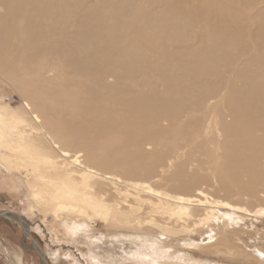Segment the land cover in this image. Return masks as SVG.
<instances>
[{
	"label": "bare ground",
	"instance_id": "obj_1",
	"mask_svg": "<svg viewBox=\"0 0 264 264\" xmlns=\"http://www.w3.org/2000/svg\"><path fill=\"white\" fill-rule=\"evenodd\" d=\"M98 1L0 0V81L22 101L12 109L0 99V170L22 187L26 212L52 215L88 248L90 264H205L192 258L204 241L171 234L219 220L206 202L159 196L118 178L115 168L150 178L153 166L208 144L212 162L219 150L224 160L219 190L246 197L264 215V0ZM67 113L75 134L64 140L57 121ZM116 145L127 154L108 159ZM200 180L208 179H189ZM120 187L153 193L165 201L160 210L176 205L166 219L173 228L152 233L154 217L123 210ZM10 215L28 235L26 219ZM96 220L104 232L96 233ZM165 234L170 243L159 238ZM222 242L209 245L232 249ZM258 261L264 264V254Z\"/></svg>",
	"mask_w": 264,
	"mask_h": 264
},
{
	"label": "rangeland",
	"instance_id": "obj_2",
	"mask_svg": "<svg viewBox=\"0 0 264 264\" xmlns=\"http://www.w3.org/2000/svg\"><path fill=\"white\" fill-rule=\"evenodd\" d=\"M100 2L98 0H88V4L93 7L100 5ZM126 2H128V0H126ZM261 7H264V5H261ZM238 9L241 10L240 8ZM155 10L159 11L160 9L156 8ZM195 32L199 33L200 29H195ZM1 82L2 81H0V99H2V101L12 109L20 108L22 101L21 98H19V94H17V92L7 83ZM60 118L61 119L57 121V130L59 131V135L61 136V138L63 137L64 140H68L69 138H71L70 134H75L73 133V131L75 130L74 125L72 124V127L71 125H69L71 124L70 121H68L70 118L69 113L62 114ZM118 146L119 145H116L110 148L107 154L108 159L117 155L123 156V154L125 157V155L127 154H125V149L122 148V146ZM113 149L117 153L114 152L113 154ZM144 150L143 151L146 154L148 152H152V148H149L148 146H145ZM183 150H185L186 152L180 151L178 155H176L179 158L176 159L177 161L175 160L176 162L170 164L167 161L168 163L164 162L161 165L153 166L152 173L154 174L149 175L148 177L150 178H147L145 176L144 178L141 174L138 176L136 175L138 177L137 178L135 175L132 176L121 172L120 168H115L116 170L118 169V172L114 169L113 171L111 170L110 174L114 175L113 173L117 172L115 176H117V174L119 173L117 177L124 181H131L135 183L137 182L139 184L142 182L146 186L150 187L151 190H155V194L159 195L160 193H162L159 196L166 194L169 196L171 195L173 198H189L191 200H202V202H206H204L206 204L205 206L209 207L211 211L217 214L216 216H219V220H214L212 223L206 225L196 223L187 229L186 234H181L179 236L171 234L172 238H178L181 241L187 240L189 237L191 239H194L196 237L195 239H199L201 243L204 241V243H200L201 248L197 251H194V255L192 257L194 260L201 261V258L205 257V264H258V260L262 259L264 254L262 253V251H264V215H262V213L260 214L259 212L256 213V210L258 209L257 205H255L256 203L253 204L252 201L248 200L246 197L239 198L234 195L226 196L221 190H219L220 182L218 180L219 178L217 177H220L219 170L224 163V160L220 156V150L218 151L219 162L217 163V165H215L214 163L217 160V156L215 157L214 146L205 144V152H203L199 148L192 150L190 147H187V149L185 148ZM212 150L214 153L212 152ZM209 153L212 155H210ZM149 158H147L145 161L147 164H150L152 162V157L150 159ZM188 158H191L189 162H187ZM212 159L214 162H212ZM210 162L212 163V165L210 164ZM181 163H184L185 166L183 165L181 167ZM198 163L202 165H204L203 163H205L207 165H204V167L201 166L203 167L201 168L199 167ZM214 167L217 169V171H213L212 168ZM176 170L182 171L183 174L175 175ZM195 177H203L208 180H200L198 182L195 181V184H193L194 182L191 183L189 179L193 178L194 181ZM178 179L182 180L183 182H179ZM188 183H191V185ZM189 185L190 187H187ZM179 187H187L188 189L192 187V189L185 191L180 189ZM177 189H180L184 192L180 193V191H178ZM137 191L138 190L133 191L132 189L125 190L124 187H120L119 192L122 197H125L124 205L127 204L126 206H123V210H135L137 216H140L141 218L149 219L154 217L153 219L155 221L153 223H155L156 225L157 223L158 225L160 224L159 226L157 225L156 227L152 228V233H156V235H159L161 233L163 234L162 228H170V226L171 228H173V224L171 225L170 223H166V219L169 218L170 212L172 211L173 207L175 209L177 206H163L162 210H160L161 207H157V204L161 200L157 199L156 196H153V193H149L146 191ZM137 193L139 195L138 198L136 197ZM24 198L25 195L23 189L19 184H17L15 178L13 179L4 176L0 170V212H6L3 214V216H0V264H90V260L88 259L90 257L88 248L83 245H76V243L70 240L69 235L67 234L68 232L65 231L64 228H61L56 221H54L52 215H43L41 213H37V209H33L31 211V214H29V212H26L25 207H23ZM219 201L221 202L219 203L221 205H218ZM161 202L164 203L165 201L162 200ZM214 202L217 203L213 205L212 203ZM224 204H227L228 206ZM192 208L194 210L199 209V207L197 206H192ZM238 208L244 209V212L240 214L244 217L243 219H238L240 215L237 212H241ZM199 210H202V208ZM229 210L235 211L233 217H228L227 214L223 215L224 211L227 212ZM10 213H14L26 219V228L28 229V235H23L20 223L16 219H13L15 217H12V219L8 217L12 216L10 215ZM197 213L198 212H196V214ZM199 214L200 216H202L203 212L199 211ZM148 222L150 221L147 220L146 222L141 224V226L143 228H149L150 223ZM180 224L182 225V223ZM180 224H174L177 226L178 230L181 229ZM94 226L96 228V233H101L106 230V227L100 220H96ZM214 234H216V236H214ZM165 235L166 236H161L159 238H162L164 241H166V243H170L171 237H168L170 235ZM210 238H212V240H210ZM211 241H223L222 243L225 244L227 242V244L231 245L232 249L229 248L231 250L218 253V247L213 248L209 245ZM257 249L262 250L260 255L256 253ZM48 252H50L51 254L57 253L58 259L54 260L52 256L48 255ZM101 259L105 264H114L109 263L103 258ZM123 263L124 262H116L115 264Z\"/></svg>",
	"mask_w": 264,
	"mask_h": 264
},
{
	"label": "water",
	"instance_id": "obj_3",
	"mask_svg": "<svg viewBox=\"0 0 264 264\" xmlns=\"http://www.w3.org/2000/svg\"><path fill=\"white\" fill-rule=\"evenodd\" d=\"M4 213H5V212H0V216H3Z\"/></svg>",
	"mask_w": 264,
	"mask_h": 264
}]
</instances>
